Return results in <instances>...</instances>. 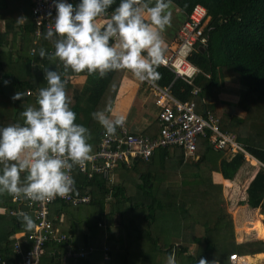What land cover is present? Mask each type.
<instances>
[{"label": "trees", "instance_id": "trees-1", "mask_svg": "<svg viewBox=\"0 0 264 264\" xmlns=\"http://www.w3.org/2000/svg\"><path fill=\"white\" fill-rule=\"evenodd\" d=\"M118 4L116 0L105 14H110ZM32 5V0H0V126L22 123L20 113L24 108L37 106L38 90L46 86L44 69L49 68L60 72L62 78L85 77L82 84L66 81L65 90L77 116L75 123L87 127L88 142L98 145L105 130L91 113L103 110L106 103L113 109L125 70L111 71L101 78L86 71L65 72L58 59L41 58L39 50L51 53L54 45L44 39L45 31L40 40L35 39ZM197 5L207 10L214 26L207 33L206 52L191 57L195 65L211 74L210 80L200 75L195 81L202 89L196 98L197 110L202 113L206 106L219 120L221 130L236 134L247 151L264 164V0H171L170 6L180 13L171 24L179 22L180 28ZM219 68L224 79L236 80L241 88L240 100L235 104L219 99L221 91L216 87ZM156 70L159 78L154 85L169 88L170 94L182 102L191 98L193 86L166 67L159 65ZM4 80L9 83L5 85ZM18 91L24 94L22 99L13 101L11 96ZM203 99L209 103H203ZM132 133L155 137L159 133L158 120L144 131ZM256 159L245 161L241 154L228 159L204 138L198 140L194 159L185 160L184 149L176 147L158 151L149 161L136 160L131 167L121 164L115 170L118 176L115 184L98 175L88 179L76 168L74 172L80 174H75V194L91 198L88 218L93 222L92 235L85 236V245H102L104 233H95L99 224L118 234L116 239L106 241L110 262L104 261L103 252H98L85 264H163L172 250L179 264H198L201 257L215 264H230L232 254L243 257L264 254V240L258 227V219L264 215V169ZM156 165L159 167L152 168ZM243 167L251 170L252 176L240 201L234 179ZM215 174L226 181L216 183ZM223 186L235 222L226 210ZM0 202L1 207L12 210L19 206L10 196ZM55 206L60 211L67 207L64 203ZM24 210L32 218L26 207ZM175 217L174 223L171 219ZM3 224L10 227L9 236L29 232L23 227L22 215L0 213V226ZM193 225L197 245L195 252L190 253ZM180 231L182 239L171 242V236ZM146 239L151 245L142 243ZM13 245V240L0 243V257L11 260ZM66 247L67 243H47L41 264H73L66 260Z\"/></svg>", "mask_w": 264, "mask_h": 264}, {"label": "clouds", "instance_id": "clouds-1", "mask_svg": "<svg viewBox=\"0 0 264 264\" xmlns=\"http://www.w3.org/2000/svg\"><path fill=\"white\" fill-rule=\"evenodd\" d=\"M115 2L52 0L54 24L44 39L53 43L54 51L46 53L41 48L39 56L58 59L65 72L86 71L103 78L108 72L127 70L140 82L156 81V69L164 62L166 51L162 33L171 26V0H119L107 23L98 27L97 18ZM44 80L37 106L28 105L20 113L23 122L0 126V194L6 192L13 199L44 202L68 197L75 186L71 170L74 166L83 170L94 158L89 129L75 123L66 80L49 68L44 69ZM23 95L18 91L11 99L21 100ZM91 116L110 135L126 122L107 103ZM22 221L25 230L34 228L28 214H22ZM166 264H177L174 253L167 256ZM198 264L215 262L201 257Z\"/></svg>", "mask_w": 264, "mask_h": 264}, {"label": "built area", "instance_id": "built-area-1", "mask_svg": "<svg viewBox=\"0 0 264 264\" xmlns=\"http://www.w3.org/2000/svg\"><path fill=\"white\" fill-rule=\"evenodd\" d=\"M70 1L68 0V2ZM32 2L31 12L36 26L35 36L37 40H40L43 31L46 32L54 24L55 7L52 0H32ZM110 16L111 13L100 17L107 22ZM211 21V17L203 6H195L178 29L175 39L164 54V62L160 64L170 69L177 78L193 86L191 98L182 102L170 94L169 88L161 89L153 84L152 86L163 99L158 116V135L155 137L136 135L129 130L127 122L123 128L118 127L115 134L103 133L97 148L92 152L93 160L86 163L83 170L78 166L77 169L82 175L87 176L88 179L98 175L107 182L115 184V170L121 164L131 167L136 160L149 161L158 151L176 147L184 149L186 160L194 159L198 140L204 138L209 140L214 150L221 152L228 159L240 154L245 161L253 159L247 148L238 141L236 134L221 130L219 120L206 110V107L204 108L206 113L197 110L196 98L201 92V88L196 85L195 81L202 74V70L191 61V57L194 53H204L202 50H206L209 41L207 33L214 30ZM174 45L176 46L174 47ZM257 162L264 169V164L260 161ZM71 175L73 176L72 170ZM75 186L74 191L66 198L56 197L51 201L44 202L13 199V202L19 205L18 211L12 212L13 215H22L23 209L20 205L24 206V204L27 205L26 207H30L34 213L33 230L16 239L17 241L23 239L31 242L32 247L24 250L21 248V242L18 241L16 251L20 254L21 259L16 263L0 261V264H40L47 243H62L68 239V236L62 234L54 225L50 212L51 207L56 203L79 207L91 202L90 196H77ZM7 209V207H0V212ZM104 247L103 251H108V247ZM96 250L97 248L93 247H81L80 250H75L72 245H69L67 256L74 258L78 264L79 262L85 264L87 257L95 253ZM110 260V257H105V261L110 262ZM244 263V257L239 254L230 256V264Z\"/></svg>", "mask_w": 264, "mask_h": 264}, {"label": "crops", "instance_id": "crops-1", "mask_svg": "<svg viewBox=\"0 0 264 264\" xmlns=\"http://www.w3.org/2000/svg\"><path fill=\"white\" fill-rule=\"evenodd\" d=\"M31 9H32V7H31ZM177 12H178V10H177ZM31 18H32V12H31ZM96 22H97V25H100L99 22H102L101 26H98V27H102L104 24L107 23L105 21V19H103L101 17H98ZM1 25L4 28L3 22L1 23ZM178 28L179 27L175 28L176 30L174 32V36H176ZM34 36H35V34H34ZM174 36H169L168 33L167 34L162 33V37H163V40L165 42V48H166L165 53L167 52V48L171 45L172 39L173 38L175 39ZM35 39H36V36H35ZM203 52L205 53L206 50L203 49ZM201 75L204 76L203 78L208 79V80H210V78H211V74L205 72L204 70H202ZM63 79H65L67 82H72L73 84H82L85 82V77H76V78L70 77V78H68L66 76V77H63ZM229 82H232L231 83L232 86H235L238 88L240 87L236 80L224 79L222 76V73H221V69L219 68L216 72V87L220 88V91H221L220 95H219L220 97L222 96V91L225 89V87H227V84ZM152 85H153V83L138 81L136 78H134L132 76V74L129 71L125 70V74L123 75L120 86H119L117 93H116V96H115L113 111L115 114L124 115L126 117L127 126L131 132L142 131V130L144 131V129L146 127L153 124L154 122H157V120H158V114H159L160 109H161L160 104H161V101L163 99H162L161 95L158 94V92L155 90V88ZM234 90L240 97L241 88H239L238 90H236L234 88ZM223 98H225V97L222 96L221 100L226 101ZM239 100H237V102ZM202 101H203V103H205V102L209 103V101L207 99H203ZM205 107L206 106L203 107V111H204ZM206 110H207V108H206ZM92 146H93L92 147V152H93L95 150V148H97V145L95 144ZM76 168H78V166H74V168L72 169V171L74 173L73 174L74 178H75L76 173L80 174L77 171L74 172V170ZM237 177L242 178V180H245V181L248 178H250V176H247V177L246 176H237ZM117 179H118V176H116V181H117ZM214 180L216 183H223L224 181H226V179H224L223 176L220 174H215ZM228 181H230V180H228ZM8 196H10V195H8L6 192L3 194H0V201H2V202L6 201ZM10 197H12V196H10ZM1 204H3V203L0 202V207L2 206ZM89 205H90V203L86 206H89ZM26 206H27L26 204H24V206L20 205V207L21 208L23 207L24 209ZM83 206H85V205L75 207V206L68 204L67 207H65V209H63L62 211H60L59 208L56 207L55 205H53L51 207V212H50L51 220L53 221L54 225L60 230V232H62V234H65L68 236V239L65 242H62V243H67V247L65 249L66 260H70L73 264H78L74 260V258L67 256V250L69 248V245H72L75 250H80L81 247L97 248L95 253L103 252L105 254L104 255V261H105L106 256L110 257L109 256L110 249H108V251H103V250L105 248L104 246H107V242H106L107 239L113 237L112 233L110 231L109 232L106 231L105 225L99 224L98 228L95 229V233H98L99 235L104 233L103 239H102V245H100V246L85 245V243L83 241L85 236L89 235V237H91V235H92V232L90 230V225H91L90 219L91 218H88V217H90L89 214H90V211L92 209L90 207L87 212H82L80 210V208ZM26 208L28 209V212L32 214V218L34 219V225H35V217H34V213H33L32 209L30 207H26ZM9 209H7L6 211H2L0 213L13 215L12 212L18 211V207L15 210H12V209L9 210ZM24 212H25V210L23 211V214H24ZM259 213H260V207H259ZM13 216H18V214L13 215ZM9 232H10V227L8 225L3 224L0 226V243H5L7 240H13L14 241L13 254H12L13 258L11 260L10 259L6 260L4 257H0V261H6L8 263H16L21 259L20 254L16 251V243L18 241H20L21 242V248L24 250L30 249L32 247V243L24 241L23 239H20L18 241L16 240V239H18V237H21L24 233H26L24 231L18 232L16 234H14L13 236H9V234H8ZM29 232H31V231H29ZM192 240H193V242L191 241V244H192V246H195L197 243L195 237L192 238ZM91 255H93V254H91ZM91 255H89L87 257L85 262L88 261V258ZM256 256H258V255H256ZM127 257H128V255L126 256V258ZM247 257L252 258L250 256H247ZM247 257H245V258H247ZM166 259H165V264H166ZM105 262H107V261H105ZM176 262H177V264H179L177 258H176ZM79 264H81V262H79Z\"/></svg>", "mask_w": 264, "mask_h": 264}, {"label": "rangeland", "instance_id": "rangeland-1", "mask_svg": "<svg viewBox=\"0 0 264 264\" xmlns=\"http://www.w3.org/2000/svg\"><path fill=\"white\" fill-rule=\"evenodd\" d=\"M169 10H171V12H172V21H173V19H175L176 17L177 18H179V15H180V13L179 12H177V10H176V8L174 7V6H169ZM177 20V19H176ZM174 22H175V20H174ZM179 22H176L174 25L173 24H171V26H167L166 28H165V30H164V32L163 33H168L169 34V36H174V31H175V28L176 27H179V24H178ZM99 24L100 25H97V26H101V24H102V22H99ZM175 37V36H174ZM174 40V38L172 39V41ZM176 45H174V47H175ZM232 82H229L228 84H227V87H225V89L222 91V96L223 97H225V98H223L224 100H226V102H228V103H230V104H235L236 102H237V100H239L240 99V97H239V95L235 92V90H234V88L236 89V90H238L239 88L238 87H235V86H232V84H231ZM221 96V97H222ZM221 97L219 96V99L221 100ZM186 160V159H185ZM155 167H159L158 165H156V166H152V168H154L155 169ZM251 168V167H250ZM246 169L243 167L242 169H241V172L237 175V176H252V174L250 173V171L251 170H249V171H245ZM117 176V175H116ZM236 176V178H235V181H234V183L238 186V197H240V201H241V197H243V195H244V193L248 190V184H247V182L249 181V179L250 178H248L246 181L245 180H242V178H238ZM222 194H223V199H224V203H225V206H226V210L228 211V212H230L231 213V216H232V219H233V222H235L234 221V216H233V214H232V212L229 210V208H228V200L226 199V196H225V192H224V186H223V192H222ZM89 208L90 207H88V206H83V207H81L80 208V210L82 211V212H87L88 210H89ZM108 210V209H107ZM260 215H262L261 214V212H260ZM171 220H173L174 221V223L177 221L176 220V217L175 218H172ZM90 223H91V225H92V223L93 222H91L90 221ZM234 227H235V232H236V234H237V231H236V226H235V223H234ZM258 227H259V230H260V233H261V236H262V239L264 240V215H262V216H260L259 217V219H258ZM112 236L113 237H111V238H113V239H116L117 237H118V234L116 233V232H113L112 233ZM190 245H189V251H190V253H194L195 252V246L197 245H195V246H192V244H191V241L193 242V240H192V238H194L195 237V226H192L191 227V230H190ZM169 238H170V236L168 235L167 237H166V239L165 240H169ZM171 240V242L172 241H175L176 239L177 240H181L182 238H181V231H180V233L179 234H177V235H175V234H173L172 236H171V238H170ZM237 239H238V237H237ZM260 241V240H259ZM238 242H241L242 243V241H240V239H238ZM143 244L145 243V245L146 246H149V245H151V241H148V239H146L145 240V242L143 241L142 242ZM160 243H164V242H160ZM169 243V242H168ZM179 243V242H178ZM175 244H177V243H175ZM174 253V250H172V254ZM92 254H94V253H92ZM127 256V255H126ZM168 256V255H167ZM164 257H166V253H165V256ZM127 259V258H126ZM175 259H176V256H175ZM111 261V260H110ZM165 263V259H163V264Z\"/></svg>", "mask_w": 264, "mask_h": 264}, {"label": "bare ground", "instance_id": "bare-ground-1", "mask_svg": "<svg viewBox=\"0 0 264 264\" xmlns=\"http://www.w3.org/2000/svg\"><path fill=\"white\" fill-rule=\"evenodd\" d=\"M244 261V264H264V254H260L252 258H244Z\"/></svg>", "mask_w": 264, "mask_h": 264}, {"label": "water", "instance_id": "water-1", "mask_svg": "<svg viewBox=\"0 0 264 264\" xmlns=\"http://www.w3.org/2000/svg\"><path fill=\"white\" fill-rule=\"evenodd\" d=\"M203 51V50H202ZM204 113H206V110H204Z\"/></svg>", "mask_w": 264, "mask_h": 264}]
</instances>
